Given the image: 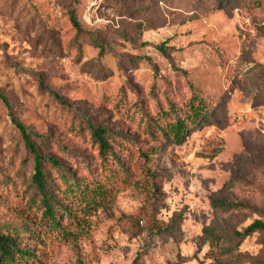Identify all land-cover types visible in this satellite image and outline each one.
<instances>
[{
	"label": "rangeland",
	"instance_id": "374dc122",
	"mask_svg": "<svg viewBox=\"0 0 264 264\" xmlns=\"http://www.w3.org/2000/svg\"><path fill=\"white\" fill-rule=\"evenodd\" d=\"M93 38L111 53L100 58ZM261 66L264 11L249 0H0V91L51 137L44 153L106 190L87 213L59 184L75 215L59 212L52 228L31 203L34 158L0 100V233L18 237L34 264H264L262 234L234 252L207 235L264 221ZM194 94L211 104L205 123L181 145L163 139V114ZM82 114L117 136L125 168L111 163L112 179L88 167L98 153ZM216 198L250 207L224 215Z\"/></svg>",
	"mask_w": 264,
	"mask_h": 264
},
{
	"label": "trees",
	"instance_id": "16d2710c",
	"mask_svg": "<svg viewBox=\"0 0 264 264\" xmlns=\"http://www.w3.org/2000/svg\"><path fill=\"white\" fill-rule=\"evenodd\" d=\"M249 7L254 10L264 11V0H249ZM71 21L79 32H83V28L78 23L76 17L73 15ZM93 45L99 49V57L104 58L111 53V47L99 42L97 39H92ZM162 51L163 46L158 48ZM262 69L264 67L261 66ZM42 87H44L41 84ZM50 92L58 101L69 110L78 113L76 106L64 101L58 94L50 88L44 87ZM0 100L5 104L9 111V116L13 125L19 130L25 143V148L34 158V170L30 177V188L34 191L31 199L32 205L40 207L43 210V218L47 220L52 228L60 226L58 213L65 211L69 216L75 215V212L69 207L58 201L55 196V191L59 189V184L64 188L61 190L64 197L72 195L76 197L72 202L78 206H83L87 213L91 208L97 207L105 195V185L100 184L97 180L92 181V187L86 179L78 177L65 168V163L58 156L50 154L48 151L53 145L51 137L39 134L35 129L27 126L21 122L15 115L9 99L0 91ZM210 102L207 99L201 98V95L194 94L190 101L179 108L172 105L167 112L163 114L165 124L163 127L159 126L158 134L169 142H174L181 145L186 138L201 127L207 120L211 113ZM93 147L98 153V161L89 164L88 167L98 169L99 171H107L108 178L112 179L116 176V171L110 169V164L113 163L118 170L124 169L125 166L118 155L120 144L116 140L117 136L112 135L109 129L101 128L92 123L87 116L83 115ZM64 153H69L66 147H60ZM57 175V182L51 186V175ZM108 178H105L108 180ZM61 189V188H60ZM212 207L217 213L228 215L236 211L248 210L250 206L239 203L237 201L216 198L212 201ZM256 234L264 236V221L257 220L243 231H233L227 235L218 234L216 231H209L207 235L212 238L213 243L223 242L231 245L235 243L232 252L238 251L240 246L249 238ZM33 253L20 246L19 238L14 235H6L0 233V264H34L31 260ZM241 257V254H239Z\"/></svg>",
	"mask_w": 264,
	"mask_h": 264
}]
</instances>
